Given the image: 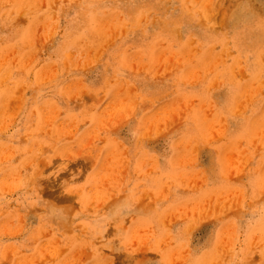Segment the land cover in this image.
<instances>
[{"label": "rangeland", "instance_id": "obj_1", "mask_svg": "<svg viewBox=\"0 0 264 264\" xmlns=\"http://www.w3.org/2000/svg\"><path fill=\"white\" fill-rule=\"evenodd\" d=\"M0 264H264V0H0Z\"/></svg>", "mask_w": 264, "mask_h": 264}]
</instances>
